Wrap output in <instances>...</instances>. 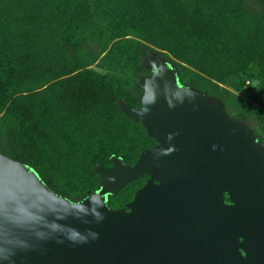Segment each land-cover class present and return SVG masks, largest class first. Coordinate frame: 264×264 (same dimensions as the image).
Wrapping results in <instances>:
<instances>
[{"label": "trees", "instance_id": "16d2710c", "mask_svg": "<svg viewBox=\"0 0 264 264\" xmlns=\"http://www.w3.org/2000/svg\"><path fill=\"white\" fill-rule=\"evenodd\" d=\"M151 52L264 130V0H0V152L72 201L98 189L95 163L133 164L157 143L119 106L140 104ZM147 177L107 194L109 206Z\"/></svg>", "mask_w": 264, "mask_h": 264}, {"label": "water", "instance_id": "95a60500", "mask_svg": "<svg viewBox=\"0 0 264 264\" xmlns=\"http://www.w3.org/2000/svg\"><path fill=\"white\" fill-rule=\"evenodd\" d=\"M145 61L140 104L119 106L157 143L133 164L95 163L98 189L72 201L0 152V264H264V146L220 97L180 82L172 59Z\"/></svg>", "mask_w": 264, "mask_h": 264}, {"label": "rangeland", "instance_id": "374dc122", "mask_svg": "<svg viewBox=\"0 0 264 264\" xmlns=\"http://www.w3.org/2000/svg\"><path fill=\"white\" fill-rule=\"evenodd\" d=\"M151 53H149V54H151ZM142 76H144V75H142ZM140 77L141 76L138 77V84H139ZM238 95L239 96H245V93H244V91H240V92H238ZM247 125L250 126L251 129H253V128H257L258 129V132L255 133V134L257 135V139H258L259 143L264 146V130H262L260 127L258 128L256 119H253L251 117H248L247 118ZM260 139H261V141H260Z\"/></svg>", "mask_w": 264, "mask_h": 264}]
</instances>
